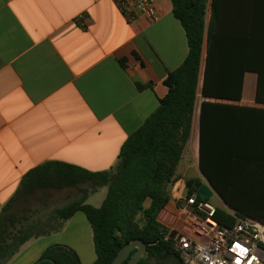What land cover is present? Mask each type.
<instances>
[{
	"label": "crops",
	"instance_id": "obj_1",
	"mask_svg": "<svg viewBox=\"0 0 264 264\" xmlns=\"http://www.w3.org/2000/svg\"><path fill=\"white\" fill-rule=\"evenodd\" d=\"M152 1L154 22L142 15L128 19L113 0H0V213L23 176L46 162L90 172L117 165L121 145L157 109L167 91L163 78L188 51L171 1ZM218 4L224 53L237 56L239 65L241 58L253 56L256 74L244 72L240 100L211 101L262 108L264 100L256 104L251 80L264 78V0ZM248 24L252 32L245 29ZM199 90L170 200L157 218L168 231L180 217L175 208L185 197L186 178H197ZM106 191L97 188L85 203L97 198L91 206L99 207ZM52 245L70 248L81 264L96 258L90 225L76 212L58 232L30 238L0 264H34Z\"/></svg>",
	"mask_w": 264,
	"mask_h": 264
},
{
	"label": "trees",
	"instance_id": "obj_2",
	"mask_svg": "<svg viewBox=\"0 0 264 264\" xmlns=\"http://www.w3.org/2000/svg\"><path fill=\"white\" fill-rule=\"evenodd\" d=\"M170 1L172 16L184 31L188 51L182 64L163 78L167 91L159 99L157 109L127 137L119 149L117 165L110 170L90 172L61 162H46L28 171L0 213L1 263L12 258L30 238L58 232L64 221L81 212L92 231L96 258L91 264H110L117 252L135 239L145 244L136 264H183L175 250V240L169 238V231L157 218L170 200L169 189L176 180V167L190 137L199 84L203 101L199 105L198 170L235 215L264 221V202L249 204L242 192L239 195L245 203L234 201L239 196L234 192L241 189L239 179L249 185L250 173H255L256 166L264 165V109L211 101L240 100L244 72H254L253 56L241 58L239 65L237 56L228 58L224 53L222 35L217 29L219 0L210 1L206 34V0ZM137 88L142 87L137 84ZM259 96L256 103L261 100ZM184 184L186 198L194 196L196 202H208L197 194L199 179L190 178ZM81 185H89L90 190L84 191L79 200L12 232L18 220L9 211L18 198L31 197L38 190ZM101 187L107 189L101 205L93 208L86 204V197ZM211 220L224 227L235 223L229 213L218 208ZM49 222L56 224L42 225ZM38 258L34 264H81L73 250L61 245L46 248Z\"/></svg>",
	"mask_w": 264,
	"mask_h": 264
},
{
	"label": "built area",
	"instance_id": "obj_3",
	"mask_svg": "<svg viewBox=\"0 0 264 264\" xmlns=\"http://www.w3.org/2000/svg\"><path fill=\"white\" fill-rule=\"evenodd\" d=\"M116 9L128 19L142 15L157 20L152 0H113ZM175 210L179 218L169 230L175 232V250L183 264H264V221L230 214L235 223L224 227L211 220L214 207L196 202L195 197L182 198ZM168 234V235H169ZM240 245L247 249L241 252Z\"/></svg>",
	"mask_w": 264,
	"mask_h": 264
},
{
	"label": "rangeland",
	"instance_id": "obj_4",
	"mask_svg": "<svg viewBox=\"0 0 264 264\" xmlns=\"http://www.w3.org/2000/svg\"><path fill=\"white\" fill-rule=\"evenodd\" d=\"M212 0H206L205 3V11H209V7ZM211 18V16H210ZM217 27L220 28L222 25L219 22L220 17H217ZM210 19L208 16L206 17V12L204 16V33L206 34L207 28ZM253 25L248 24L246 25V30L247 32H252ZM205 46L203 47V53H202V60H201V65H200V79L202 76V71H203V65H204V58H205ZM250 74L255 76V72H250ZM199 79V80H200ZM264 78L261 77V74L258 75V79L255 80L256 82H253L251 80V90L254 91L256 89V96L259 94L261 97V100H264V91H262V82ZM201 82V81H200ZM257 84V85H256ZM200 86V84H199ZM257 86V87H256ZM257 104V103H256ZM250 108V107H248ZM257 109H264L262 108H257ZM194 160L190 159V163H193ZM255 173H250V179L253 180L252 184L248 183H243V180L239 179V185H241V189L235 191L234 193L237 194L242 192L245 200L250 204H261L264 202V165H259L254 168ZM193 173L197 176V178L200 180V184H207V181L205 178L200 174L198 171V167L194 165L193 167ZM188 178H186L187 180ZM249 179V180H250ZM245 181V179H244ZM209 186V184H207ZM81 187V188H80ZM79 188H71V189H63V190H53V189H48V190H38L33 196L31 197H26V198H18L15 203L12 205L10 209V213L14 214L18 220V223L11 229L12 232L16 231L19 227H26L27 225H31L33 221L36 219L40 218L42 219L44 216H47L48 213H52L55 209L60 208L61 206H64L70 202L77 201L79 200L82 196L84 191H89L90 186L89 185H81ZM185 187V184H184ZM238 187V185H236ZM235 187V188H236ZM185 193V192H184ZM217 196V195H216ZM216 196H212L209 200L208 203L209 205L213 206L215 209H223V211H226L227 213L233 214L235 211L233 209H229L227 206H225L222 201L217 198ZM241 196H235L234 201L240 205H243L245 203L244 199L241 198ZM95 199L97 198H90L89 202L86 204L92 205L95 203ZM221 203V204H220ZM44 219V218H43ZM56 223L54 222H49V223H43V226L51 227L54 226ZM83 258V257H82ZM81 258V259H82ZM83 260V259H82ZM84 262V261H83Z\"/></svg>",
	"mask_w": 264,
	"mask_h": 264
},
{
	"label": "water",
	"instance_id": "obj_5",
	"mask_svg": "<svg viewBox=\"0 0 264 264\" xmlns=\"http://www.w3.org/2000/svg\"><path fill=\"white\" fill-rule=\"evenodd\" d=\"M208 184V182H207ZM207 184H201L197 189V194L204 198L210 199L213 195H217L214 189ZM169 238L172 240H177L175 232L169 234ZM145 250V244L140 240H132L125 244L112 259L110 264H136L139 258L143 255Z\"/></svg>",
	"mask_w": 264,
	"mask_h": 264
},
{
	"label": "snow or ice",
	"instance_id": "obj_6",
	"mask_svg": "<svg viewBox=\"0 0 264 264\" xmlns=\"http://www.w3.org/2000/svg\"><path fill=\"white\" fill-rule=\"evenodd\" d=\"M235 247L240 248L241 252H246L247 249L242 248L240 245H236ZM239 264V262H237Z\"/></svg>",
	"mask_w": 264,
	"mask_h": 264
}]
</instances>
